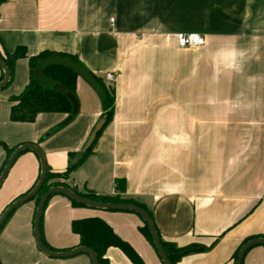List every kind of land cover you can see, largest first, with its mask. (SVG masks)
Listing matches in <instances>:
<instances>
[{"label": "crops", "instance_id": "0c3cea01", "mask_svg": "<svg viewBox=\"0 0 264 264\" xmlns=\"http://www.w3.org/2000/svg\"><path fill=\"white\" fill-rule=\"evenodd\" d=\"M178 33L205 45L179 49ZM76 57L88 72L115 76L112 121L66 184L78 192L119 196L143 205L162 241L210 250L177 264H233L250 238H264V0H6L0 4V51ZM2 71L0 69V77ZM29 81L27 59L0 90V143L35 144L53 172L78 153L100 118L98 95L78 77V112L9 120V97ZM104 81V80H103ZM6 154L0 146V169ZM39 162L24 152L0 187V213L26 192ZM99 217L140 256L162 264L126 212L87 211L63 196L43 213V239L56 251L78 247L71 221ZM34 202L19 206L0 232V264H91L86 255L53 259L33 238ZM255 239V238H254ZM106 264H132L117 248ZM242 264H264V247Z\"/></svg>", "mask_w": 264, "mask_h": 264}, {"label": "trees", "instance_id": "16d2710c", "mask_svg": "<svg viewBox=\"0 0 264 264\" xmlns=\"http://www.w3.org/2000/svg\"><path fill=\"white\" fill-rule=\"evenodd\" d=\"M4 1L6 0H0V4L3 3ZM53 57L69 59L74 64L79 65L84 69V67L80 64V62L76 59V57L72 55H68V54L55 53V52H50V51H42L36 56L27 57L26 50L23 47H17L15 51L11 54L5 53V52L2 53L0 51V60H2V62L8 68V71L10 74L9 82L5 88H7L12 83L14 66L17 60L27 59L28 67H29V81L27 85L23 88V90L18 95L9 97V101L11 103V106L9 109L10 122L17 123V124H31L36 120V117L39 114H65L67 116L71 115L72 105H71V102L68 100V98L62 95L61 93H59L58 91H55L54 89L48 87L47 85L38 84L33 77V71L36 69L38 63L47 61ZM88 73L95 80L97 85L100 87V93L98 94V99H99L100 107H101L100 118H105L106 123L103 129L97 134L96 139L93 142L92 146L86 151V153L84 154L81 160L75 163L74 159L77 153L68 152L66 154L68 158L67 166L63 172H53L47 166V174H46V178L44 180L43 185L41 186L38 193L29 201V202H34V215H35V210H36V207L39 203L41 196L47 190H49L52 187H63V188H67L71 190L76 195L84 199L93 201V202L136 205L142 208L143 210H145L153 221V218L150 212L143 205H140L132 200L122 199L119 196H115V197L100 196L94 193L93 191H88V190L85 192H78L75 188H72L68 184H66V180L68 179L69 175L74 170H76L82 164V162L92 153V150L94 148V145L96 144L97 139L100 137L104 128L112 121L113 114H114V107H115L114 86L113 85L108 86L104 83L102 78L97 77L90 72ZM42 75L45 79L65 88L77 100L76 82L78 79V75L72 69L64 65H52V66L43 68ZM2 80H3V73L0 77V81ZM0 146H2L6 154V158L0 169V173H1L8 158L11 156L13 151L19 145L13 148H8L6 145L0 143ZM39 174H40V167H39L38 176L36 180L34 181V183L29 187V189L26 192L17 196L12 202L28 194L34 188V186L36 185L39 179ZM54 196L56 195L50 196L46 204L44 205V209H43L41 219H40L39 230H40V237H41V241L43 245L48 250L57 252L56 250L49 248L45 244L44 239H43V230H42L44 210L46 209L49 200ZM69 202L72 207H77V208L84 207L72 200H69ZM11 203H9L4 208V210ZM4 210L0 213V215L4 212ZM14 211L5 220L4 224L0 228V232L4 228V226L6 225V223L8 222V220L10 219ZM137 217L140 219L142 223V226L138 228L140 234L146 239V241L151 245V247L156 253V250L152 244L151 236L149 234V231L146 225L144 224V222L141 220L139 216ZM70 230L79 239L78 247H85L91 250L95 254L98 264L107 263L106 252L109 248H117L118 250H120L132 264H144V262L142 261L140 256L134 251V249L126 241L122 240L118 235H116L114 231L112 230V228L99 217H89V218L73 220L71 221V224H70ZM158 237L160 239V244L163 248V251L167 259L172 264H177L185 256L206 252L210 250L211 248V247H205L197 243H192L185 247H178L173 243H167V242L162 241L159 234H158ZM254 238H257V237H250L244 240L240 244V246L236 249V251L234 252L232 256L233 264H235L237 254L240 248L242 247V245L245 244L247 241L254 239ZM72 249H68V251ZM90 263H91V260H90Z\"/></svg>", "mask_w": 264, "mask_h": 264}, {"label": "water", "instance_id": "95a60500", "mask_svg": "<svg viewBox=\"0 0 264 264\" xmlns=\"http://www.w3.org/2000/svg\"><path fill=\"white\" fill-rule=\"evenodd\" d=\"M52 65H64L66 67H69L74 72H76L78 77L82 79L87 85H89L97 95L100 93V87L97 85L95 80L90 76V74L85 69H83L79 65L74 64L69 59L53 57L47 61L38 63L36 69L33 71V77L35 81L38 84L47 85L48 87L54 89L55 91H58L59 93L67 97L68 100L71 102L72 112H71V115L63 123V125H65L69 123L76 116L78 112V102L76 98L72 96L65 88L57 84H54L53 82L43 77L42 69L48 66H52ZM0 69L3 73V80L0 81V90H1V89H4L6 85L8 84L9 79H10V74H9L8 68L5 66L2 60H0ZM105 123H106L105 118H99L97 120L91 132L89 133L84 145L82 146L80 151L77 153L74 159L75 163L83 158L86 151L92 146L93 142L95 141L97 134L103 129ZM27 151L33 153L38 159L39 167H40L39 179L36 185L34 186V188L28 194L12 202L4 210V212L0 215V228L2 227V225L4 224L8 216L14 210H16L19 206L29 202L38 193V191L40 190L46 178L48 165H47L46 158L43 152L35 144H22L13 151L11 156L8 158L5 166L3 167V170L0 173V187L2 186L6 178V175L8 174L14 161L18 158L19 155ZM52 195H62L65 198L72 200L87 208H92V209L101 210V211L133 213L139 216L149 231L152 244L156 250L157 256L159 257L161 263L162 264H172L167 259L163 251V248L160 244V239L156 232L153 221L145 210L133 204H112V203L93 202V201L84 199L76 195L75 193H73L71 190L67 188H63V187H52L49 190H47L41 196L39 203L35 210V215H34V220H33V238H34V243H35L37 250L40 253H42L44 256L48 258H53V259H69V258H73L79 255H86L91 260L92 264H98L95 254L91 250L85 247H76L72 250L64 251V252H60V251L54 252V251L48 250L43 245L41 241V237H40L39 224H40L41 215L44 209V205L46 204L48 198ZM257 246L264 247V238L251 239L247 241L245 244H243L237 254L235 264H242V261L246 253L252 248L257 247Z\"/></svg>", "mask_w": 264, "mask_h": 264}, {"label": "built area", "instance_id": "2783aa9c", "mask_svg": "<svg viewBox=\"0 0 264 264\" xmlns=\"http://www.w3.org/2000/svg\"><path fill=\"white\" fill-rule=\"evenodd\" d=\"M176 45L179 49L198 48L205 45L206 41L202 35L199 34H185L178 33L176 35ZM104 83L108 86H112L115 82V76L111 73H107L104 76Z\"/></svg>", "mask_w": 264, "mask_h": 264}, {"label": "rangeland", "instance_id": "374dc122", "mask_svg": "<svg viewBox=\"0 0 264 264\" xmlns=\"http://www.w3.org/2000/svg\"><path fill=\"white\" fill-rule=\"evenodd\" d=\"M12 84V83H11ZM11 84L8 86V87H10L11 86ZM7 87V88H8ZM48 205V204H47ZM85 210H87V211H92V212H96V213H99V212H102L101 210H96V209H92V208H87V207H83ZM133 214V213H132ZM135 215V214H134ZM43 225V224H42ZM257 247H262V246H257Z\"/></svg>", "mask_w": 264, "mask_h": 264}]
</instances>
